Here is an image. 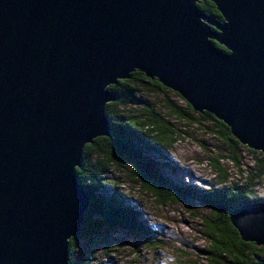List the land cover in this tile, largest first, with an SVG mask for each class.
Masks as SVG:
<instances>
[{"label": "water", "instance_id": "1", "mask_svg": "<svg viewBox=\"0 0 264 264\" xmlns=\"http://www.w3.org/2000/svg\"><path fill=\"white\" fill-rule=\"evenodd\" d=\"M133 71L264 156V0H0V264H67L89 203L74 169ZM227 220L264 249V200Z\"/></svg>", "mask_w": 264, "mask_h": 264}, {"label": "trees", "instance_id": "2", "mask_svg": "<svg viewBox=\"0 0 264 264\" xmlns=\"http://www.w3.org/2000/svg\"><path fill=\"white\" fill-rule=\"evenodd\" d=\"M196 7L215 21H222L212 3L198 2ZM213 45L226 52L216 43ZM106 89L118 94L117 99L105 104L103 109L108 119L109 134L107 137H97L90 144L84 145L79 165L74 169L77 182L89 198V203L78 233L67 241V264H74L73 255L79 243L92 245L90 242L95 235L103 237L112 229L125 230L134 237L147 234L134 209L124 204V197L117 193L107 196L104 192L106 182L103 174L117 165L118 160L130 165L131 178L154 198L156 204L164 206L181 203L188 206L197 202L209 210L212 218L202 220L208 246L200 251L209 264H264V249L252 243L242 242L227 220L232 210L264 199L255 197L246 185L241 188L223 185L202 191L191 186L177 185L163 176L162 171L167 166L166 150L178 133L170 121L155 111L153 106L139 99V91L149 89L163 93L167 89L138 71H133L126 79L118 80ZM133 105L139 106L141 111L130 110ZM166 108L168 116L178 120H183L187 114L193 112L186 103L185 109L171 103ZM198 116L211 125L208 127L209 132L225 145L230 153L227 158L237 165L235 154L239 147L244 146H241L230 135L229 129L212 115L202 112ZM249 152L255 153L252 150ZM260 155L264 163V156ZM216 163V160L213 161L214 165ZM256 179H259L257 174L253 175L252 181ZM224 182L222 175L219 177V183ZM85 260L86 262L79 264H89V260Z\"/></svg>", "mask_w": 264, "mask_h": 264}, {"label": "rangeland", "instance_id": "3", "mask_svg": "<svg viewBox=\"0 0 264 264\" xmlns=\"http://www.w3.org/2000/svg\"><path fill=\"white\" fill-rule=\"evenodd\" d=\"M200 21L205 24L204 20ZM139 99L153 106L178 133L165 153L167 166L162 171L165 178L202 191L223 185L247 186L255 197L264 199V163L260 153L239 147L235 154L237 165H234L227 158L229 150L209 132L211 125L202 121L198 114L189 113L183 120L168 116L169 103L185 109V102L174 92L141 89ZM129 109L141 111L137 105ZM215 160L216 165L213 164ZM129 173L130 165L118 160L117 165L103 174L104 192L107 196L117 193L124 197V204L137 213L146 236L134 237L120 229H112L103 237L95 235L90 242L92 245L79 243L73 263L88 259L89 264H209L200 252L208 246L202 220L212 218L209 210L197 202L188 206L156 204ZM256 174L259 179L252 181ZM222 175L225 182L220 184Z\"/></svg>", "mask_w": 264, "mask_h": 264}]
</instances>
